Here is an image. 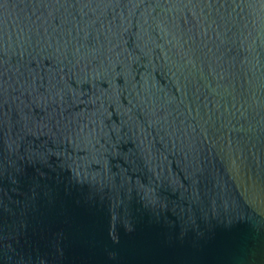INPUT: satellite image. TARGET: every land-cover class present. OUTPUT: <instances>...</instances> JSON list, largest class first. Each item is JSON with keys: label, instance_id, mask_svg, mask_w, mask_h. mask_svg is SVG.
Instances as JSON below:
<instances>
[{"label": "water", "instance_id": "95a60500", "mask_svg": "<svg viewBox=\"0 0 264 264\" xmlns=\"http://www.w3.org/2000/svg\"><path fill=\"white\" fill-rule=\"evenodd\" d=\"M0 264H264V0H0Z\"/></svg>", "mask_w": 264, "mask_h": 264}]
</instances>
